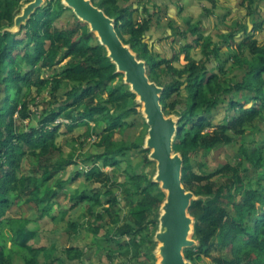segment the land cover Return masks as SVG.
I'll return each mask as SVG.
<instances>
[{
    "label": "trees",
    "instance_id": "16d2710c",
    "mask_svg": "<svg viewBox=\"0 0 264 264\" xmlns=\"http://www.w3.org/2000/svg\"><path fill=\"white\" fill-rule=\"evenodd\" d=\"M92 1L116 19L119 35L123 28L129 37L120 36L133 50L136 42L149 49L144 38L151 28L153 14L148 8L144 7L142 18L135 21L134 14L139 8H134L131 0ZM247 1L252 7L261 0ZM6 7L0 17V264H13L14 253L21 255L25 264H54V259L60 264L65 263L57 257L56 243L37 247L29 243L31 239H40V232L29 227L32 219L28 213L36 211L39 219L50 217L57 221L61 218L52 210L67 180L59 178L56 186L44 193L46 184L58 174L65 173L74 163L71 158L63 157L56 143L61 128L58 118L71 121L67 126L69 130L86 125L89 134L88 117L96 116L105 124L96 132L99 138L96 145L101 152L91 155L86 163L92 164L90 161L100 158L104 166H112L115 178L112 184L122 188L120 195L124 201L111 188L100 186L78 190L72 207L82 202L86 210L95 215V219L87 221L88 225L83 227L98 242L97 251L103 249L102 242L106 241L117 245L108 248L110 254L118 249L123 255L136 242L144 248L143 263L155 259L153 237L158 227V209L165 194L159 184L152 181L154 173L151 176L147 171L139 170L141 165L152 163L149 151L144 149L148 126L144 120L146 133L134 142L117 140L113 132L122 128L130 115H140L136 95L124 83L123 75L116 73L115 64L98 38L92 43L93 33L84 35L80 32L87 24L74 13V27H53L54 21L66 10H71L63 5L62 0H46L41 7L44 13H34L23 25V38L4 31L14 24L20 2L13 0ZM199 30L195 27H191L190 32L177 29L175 35L188 41V37ZM199 35H202L198 42L201 41L204 55L200 64L192 57V47L186 41L182 48L175 50L174 59H161L156 64L159 67L160 63H166L170 74L175 75L169 84L162 85L166 88L162 104L167 115L181 116L174 150L184 157V186L200 197L189 209L195 218V236L199 244L185 249V256L195 264H264V142L255 149L251 145H242L245 158L201 174L194 172L191 158L193 153H211L220 146H231L240 138H247L250 133L248 125L257 119L264 120V42L260 43L253 34L238 39L235 31L230 32L223 39L226 42L231 40L228 52L232 57L218 68L219 71L213 72L206 64L213 57L220 58L219 47L212 36ZM233 44L238 50L231 53ZM179 52L186 55L188 63L184 67L174 65ZM59 53L62 54L58 63L70 58L63 68L55 67L58 63L53 62ZM139 58L145 59L140 55ZM40 63L50 76L43 77L37 72ZM240 73L243 74L241 80L238 79ZM119 76L122 80L116 84ZM154 76L158 80L149 75L151 80L158 82L159 73ZM34 88L39 98L33 96ZM45 90L49 94L40 97ZM60 91H64V99L59 98ZM104 93L108 96L104 97ZM34 103L36 111L32 108ZM250 103L252 105L246 107ZM224 105L229 113L217 123L213 113ZM35 113L39 118L38 125L26 132H17L16 116L31 121ZM210 128L213 130L207 133ZM255 128L263 130L259 126ZM133 150L148 154L139 155V159ZM24 157L41 171L40 176L21 173ZM124 162L127 165L121 172L125 173V180L118 182L117 172ZM246 175L250 177L249 181H246ZM110 179L112 176L108 174L107 180ZM129 188H134L133 192H129ZM125 206L129 207V214L122 216ZM15 207L23 211L22 216H7ZM68 227L78 232L82 225L79 221H70ZM102 230L109 235L103 236ZM217 245L227 250L225 255L212 256L211 251ZM63 251L66 261L72 264H91L88 263L91 258H87L79 246H70ZM209 257H212L210 261L207 260Z\"/></svg>",
    "mask_w": 264,
    "mask_h": 264
},
{
    "label": "rangeland",
    "instance_id": "374dc122",
    "mask_svg": "<svg viewBox=\"0 0 264 264\" xmlns=\"http://www.w3.org/2000/svg\"><path fill=\"white\" fill-rule=\"evenodd\" d=\"M20 2L21 8L22 6L27 2L26 0H18ZM13 0H0V17L2 12L7 8L6 5L9 3L11 4ZM20 8V10H21ZM44 13V10L41 8L38 9L37 14L42 15ZM72 10H66V12L62 15V17L58 18L56 21L53 22V27L54 28H71L74 27L76 24V20L72 16ZM184 22L189 25V32L191 27H195L200 29V25L198 23H193L190 21V18H184ZM263 21V20H262ZM261 24L258 25L260 27ZM173 27H175L173 25ZM178 28L175 27L174 31H176ZM187 30V31H188ZM198 31V30H197ZM80 32H82L84 35L90 33V28L88 25H83L81 28ZM120 35L126 39L125 37H129V35L125 32L123 28L120 29ZM200 33L201 30H199ZM195 33L193 36H189L188 41L186 40L187 43H189L192 47H196V45L202 46L201 41L198 42V39L202 37V35H199L200 33ZM12 35H17L18 38H23L24 37V32H19V33H13L11 32ZM203 34V33H202ZM126 35V36H125ZM200 37V38H199ZM207 37V36H206ZM92 43L96 42V35L92 34ZM176 42L179 45V48H182L183 38L180 36H177ZM49 40H47L46 43V48L48 47ZM23 47V46H22ZM232 49H230L231 53L235 50L237 51V47L234 45L231 46ZM191 49V51H192ZM22 54L24 51L21 49H18ZM134 50L137 52L141 57H144L148 61V74L152 75V79H157L156 76L157 73H159V81L161 85H166L169 84L172 79H174V76L170 74L168 65L166 63L159 65V68L156 64L158 63V60L161 61L160 58H157L154 53H152L148 48H145V45L142 43H135L134 45ZM221 49L219 48V51ZM183 52H179L178 59L180 60L181 54ZM62 53L57 54L53 62L58 63V59L60 58V55ZM225 55L222 53H219L220 56V64H225L226 60L229 59L231 56L229 52H225ZM232 57V56H231ZM70 58H65L63 59L60 63H58L55 67L58 66V68H63L66 66L69 62ZM157 60V61H156ZM233 60V59H232ZM164 69V70H163ZM163 70V71H162ZM153 71V72H152ZM37 72H39L43 77H48L50 76V72L47 70L46 67H42L41 63L37 68ZM242 73L238 75V79H242ZM121 77H117L115 80V83L121 82ZM158 80V79H157ZM156 81V80H155ZM54 82V81H53ZM196 83V82H194ZM102 88H105L103 85ZM49 89V88H48ZM34 97H38L39 95L36 94V88H34ZM64 91H60L59 93V98L64 99L63 95ZM48 90H45L43 94H41L40 97L42 96H47ZM108 94L104 93V97H107ZM249 105H252L250 103ZM37 105L32 104L33 111H36ZM248 107V105L246 106ZM137 109L140 111V115H130L126 120L125 123L123 124L122 128L119 127L117 128L114 132V136L117 140H125L129 142H134L139 138L142 134L146 133L145 132V125H144V117L141 114L142 106L138 105ZM228 110H226V105L220 106L215 112L213 113L214 120L215 122L219 123L222 120L225 119V117L228 114ZM97 118H91L88 117L89 122H90V133L88 134V127L86 125H80L75 127L72 130L68 129V125L71 124V121L63 119V118H58L57 122H60L61 128L60 132H58L56 143L59 148H61V151L63 153V157L66 159H72L74 160V163L70 165L63 178L67 180V182L62 185V189L60 191L59 196L56 198V205L53 207L52 212L56 216H60L61 218L57 221H53L50 217H46L44 219H39L38 214L36 211L31 210L29 214V218L32 219V223L29 224L30 228H34L35 230H39V238L37 241L34 239H31L29 241L30 244H33L37 246H50V244L56 243V248L58 249V254L57 257L61 258L64 260V264H72V262H69L68 260L66 261L65 257L66 255L63 253L64 249L70 246H79L87 255V258L92 257V260H90L91 264H157L158 257L155 255V259L144 261L143 259V250L144 248H141L139 244L136 242L132 244V247L130 250L125 252V254L121 255L118 253V249L113 251L111 254L108 252L109 247H114L116 248L117 245L116 243H108L106 241H103V249L97 251V241L93 234L89 231L86 230L85 227H83L84 224H87V221H92L95 219V215L90 214L86 208L84 203H80L79 205H76L75 207H72L76 200L73 199L76 196V192L78 190H82L84 188L90 190L93 189L94 187H100L104 186L105 188H111L112 190L115 191L116 194L120 195L122 188L119 186H114L112 182L114 181L115 178L114 176V169L112 166H104L103 160L100 158H95L92 161V164L86 163L87 159L91 155H95L99 152H101V149L98 148L96 145L97 142L99 141L98 135L96 132L101 131L104 127V123L99 120V116H96ZM38 115L35 113L34 116H32V120H23V119H18V116H16V128L17 132H26L29 130L30 127L32 126H37L38 125ZM256 127H261L263 130H256ZM250 128L249 131V136L244 139L240 138L238 142L231 146H220L215 150H212L211 153L207 152L205 153L204 151H199L196 153L191 154L192 158V164H193V170L194 172L201 174L204 171H213L216 170L217 168H221L224 166L227 162H235L242 160L245 158V155L242 154V145L247 144L251 145L252 148H256L258 146H262L264 142V120L262 121L261 119H257V121L254 124L248 125ZM213 130V128L208 129L206 132L209 133ZM252 131V132H251ZM138 150H133V154L135 156H138L139 159L140 156L148 154L146 153H138ZM126 163H122L120 172H117L118 176V182H122L125 180V173L123 174L122 172L124 171V168L126 167ZM38 167V166H37ZM33 164V162L28 158L24 157L22 159L21 163V173L24 174H31V175H41V171H39L38 168ZM35 170V171H34ZM140 172L145 170L150 174L151 176L156 170V163L152 162L150 164H144L139 167ZM122 171V172H121ZM94 174V175H93ZM111 175L112 179L107 180V175ZM90 177H89V176ZM62 177V173L58 174L55 178H53L46 186L44 187V193L47 194L50 192L52 188L56 186V183L58 182V179ZM250 177L246 175V181H249ZM252 183L255 184L254 180H252ZM129 187V186H128ZM132 187V186H130ZM67 189V191H66ZM134 188H129V192H133ZM121 196V195H120ZM124 201V197L121 196V201ZM65 209L67 215L65 216ZM23 211L19 208H13L8 211L7 216L9 217H20L22 216ZM129 214V207L125 206L124 210L122 211V216ZM34 220H37L34 222ZM70 221H79L82 227L79 228L78 232H74L68 227V223ZM151 232L153 230V227L150 228ZM101 234L104 236H108L109 234L105 231L102 230ZM101 235V236H102ZM101 236H98L97 238L101 240ZM127 240H130L129 236H126ZM193 238L196 239L195 234L193 235ZM12 244L11 242L8 243V246L10 247ZM227 250L223 247L216 246L213 248L211 251L212 256H220V255H225ZM114 254V256H113ZM110 255V256H109ZM113 256V258L111 257ZM13 264H25L24 258L19 255L18 253L13 254ZM212 257L207 258L208 261L211 260ZM54 264H60L58 260L54 259Z\"/></svg>",
    "mask_w": 264,
    "mask_h": 264
},
{
    "label": "water",
    "instance_id": "95a60500",
    "mask_svg": "<svg viewBox=\"0 0 264 264\" xmlns=\"http://www.w3.org/2000/svg\"><path fill=\"white\" fill-rule=\"evenodd\" d=\"M46 0H30L16 14L14 24L4 31L19 33L23 25ZM65 7L87 24L108 57L116 66V73L122 74L124 83L136 95L141 114L148 126L144 149L149 151V160L156 163L152 181L159 184L165 198L158 212V227L153 241L156 243L157 264H195L185 256V249L198 246L193 238L195 218L189 209L193 201L199 200L192 190L183 184L184 157L174 150V142L179 132L181 116L167 115L162 104L165 87L151 80L148 74V61L139 58L130 44H126L116 28V19L95 5L92 0H62ZM251 105H248L250 107Z\"/></svg>",
    "mask_w": 264,
    "mask_h": 264
},
{
    "label": "crops",
    "instance_id": "0c3cea01",
    "mask_svg": "<svg viewBox=\"0 0 264 264\" xmlns=\"http://www.w3.org/2000/svg\"><path fill=\"white\" fill-rule=\"evenodd\" d=\"M131 2L134 8H139L134 14L135 21L142 18L144 7L153 14L152 25L145 35L144 42L160 59L169 61L174 59L175 50L179 49L174 28L187 31L189 25L184 22V18H190L192 24L198 23L205 36H212L213 41L221 49L219 53L223 55L229 51L231 41L226 42L223 38L228 37L232 31L236 32L238 39L253 34L260 43L264 42V0L255 2L252 7L247 0H216L214 4L209 0H131ZM185 41L183 39V42ZM233 45L236 47V44ZM191 55L197 64H200L204 59L202 46L196 45ZM187 63L186 55L182 53L180 60L175 61L174 65L184 67ZM206 65L209 71L217 72L221 66L220 58L213 57ZM90 258L92 260L93 256Z\"/></svg>",
    "mask_w": 264,
    "mask_h": 264
}]
</instances>
